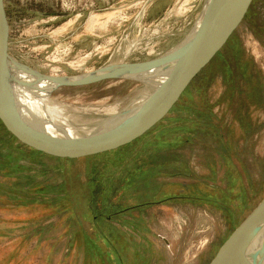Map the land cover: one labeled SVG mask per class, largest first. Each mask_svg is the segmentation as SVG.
Masks as SVG:
<instances>
[{
	"label": "rangeland",
	"instance_id": "374dc122",
	"mask_svg": "<svg viewBox=\"0 0 264 264\" xmlns=\"http://www.w3.org/2000/svg\"><path fill=\"white\" fill-rule=\"evenodd\" d=\"M3 1L9 54L77 76L176 49L208 0ZM152 91L116 79L50 96L69 117L92 109V121ZM170 115L185 120H163L172 128L151 148L79 159L40 154L0 129V264H209L264 198V0Z\"/></svg>",
	"mask_w": 264,
	"mask_h": 264
},
{
	"label": "water",
	"instance_id": "95a60500",
	"mask_svg": "<svg viewBox=\"0 0 264 264\" xmlns=\"http://www.w3.org/2000/svg\"><path fill=\"white\" fill-rule=\"evenodd\" d=\"M254 0H210L197 34L184 45L154 59L116 63L77 76L46 75L13 58L6 45L7 18L0 0V120L25 145L47 155L79 159L115 151L139 140L165 120L194 80L225 48L244 22ZM205 10V8H204ZM13 65L36 77L19 79ZM165 81L137 106L126 107L95 123L81 136H59L30 120L19 99L21 87L37 90L50 84L49 94L63 87H81L116 79L147 80L163 75ZM156 75V76H157ZM209 264H264V198L235 228Z\"/></svg>",
	"mask_w": 264,
	"mask_h": 264
},
{
	"label": "bare ground",
	"instance_id": "6f19581e",
	"mask_svg": "<svg viewBox=\"0 0 264 264\" xmlns=\"http://www.w3.org/2000/svg\"><path fill=\"white\" fill-rule=\"evenodd\" d=\"M209 2H210V0L207 1V4H206L207 8L209 6ZM206 7H205V10L203 11L202 15L198 19L197 24L193 30V33L189 36V38L182 45H184L188 41H191V39L199 31L200 27L202 26V24L204 22L205 11L207 10ZM182 45H180V46H182ZM12 69L14 71L13 73L15 74V76L19 79L26 80V81H35V79H36V77L34 75L26 72L22 68L20 69V68L15 67L13 65ZM156 75H155V73H153V75L150 74V75H146L143 77L144 79H147V80H144V82H146L148 85L153 87V89L155 87H158L160 84H162L165 81V79L168 75V72H166L163 75L162 74L161 75L159 74V76L158 75L156 76ZM37 87H38L37 90H33V89H29V88L26 89L24 87H21L19 89V91L17 90V93H18L19 99L21 100L22 106L25 109V111L27 112L26 116L29 117L30 120L32 122H34L36 125H38L39 127H42L43 129H45V130H47L53 134L59 135V136L60 135L61 136H81V135L92 133L96 129L95 123H97V121L100 122V118L97 117L98 119L90 121L91 119L89 120V118L86 117V116H89L91 114L92 109H90V108H85V109L82 108L83 110L80 109L81 110L80 115H79L80 118H78L79 116H76L74 114L72 116L70 115V117H69V115H68L69 113L66 115L63 112V110L60 109L61 107L59 108V106H63V105L58 104V102H54L51 99V96L48 93L50 91L49 90L50 84L41 83ZM133 104L130 106H133ZM74 108H76V107H74ZM115 108H117V106ZM77 110H79V109H77ZM70 111L72 112V110H70ZM96 111H95V113H97ZM109 111H110V107H109ZM106 116H108V115H106Z\"/></svg>",
	"mask_w": 264,
	"mask_h": 264
},
{
	"label": "trees",
	"instance_id": "16d2710c",
	"mask_svg": "<svg viewBox=\"0 0 264 264\" xmlns=\"http://www.w3.org/2000/svg\"><path fill=\"white\" fill-rule=\"evenodd\" d=\"M236 48H235V45H234V48H233V56H236L235 54L237 53L238 54V51H240V50H236ZM218 55H220V53L218 54ZM238 56H240V52H239V54L237 55V62H242L241 61V59L239 60V58H241V57H238ZM250 64V61L248 62V65ZM204 73V70L202 71V73L198 76L199 78H200V76H202V74ZM198 77L194 80V82H196V81H198ZM191 86V85H190ZM190 88V87H189ZM187 91H188V89H187ZM171 113H172V111H171ZM167 120L168 121H175V120H180V121H184L185 120V118H175V117H172L171 115L170 116H168V118H167ZM163 127V130H161V131H159L160 130V128H162ZM172 128L171 127V124L170 123H163V124H161V125H159L158 127H156L155 129H153L152 131H150L148 134H146L145 136H143L142 138H140L139 140H137V141H135V142H137L136 144L137 145H135L134 147L135 148H137L138 147V145H140L144 140H145V142H144V146L148 149V148H151V146H152V144H154L155 142H157L156 140L160 137V135H161V133H162V135L164 134L163 132L167 129V128ZM0 129L1 130H3L6 134L5 135H7V134H9L10 136H11V138H15V139H17V137H15V135H13L12 133H10V131L6 128V126L4 125V123L0 120ZM159 131V132H158ZM4 135V136H5ZM164 140H162V142H163ZM134 143H132V144H129V145H127V146H125V147H122L121 149H124V148H126V147H131L132 145H133ZM20 145H25L24 143H22V142H20ZM31 148V147H30ZM32 149V148H31ZM33 151H36V152H38V153H40V154H43V155H47L46 153H44V152H40V151H37L36 149H32ZM117 150H120V149H117ZM62 159H66V158H62ZM105 239L108 241L109 240V238L108 237H105Z\"/></svg>",
	"mask_w": 264,
	"mask_h": 264
}]
</instances>
